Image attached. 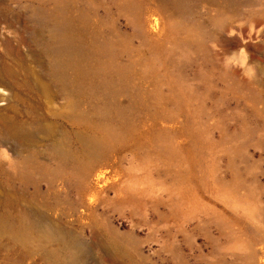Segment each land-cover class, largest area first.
I'll return each mask as SVG.
<instances>
[{
    "label": "rangeland",
    "instance_id": "rangeland-1",
    "mask_svg": "<svg viewBox=\"0 0 264 264\" xmlns=\"http://www.w3.org/2000/svg\"><path fill=\"white\" fill-rule=\"evenodd\" d=\"M74 252L264 264V0H0V264Z\"/></svg>",
    "mask_w": 264,
    "mask_h": 264
},
{
    "label": "bare ground",
    "instance_id": "bare-ground-1",
    "mask_svg": "<svg viewBox=\"0 0 264 264\" xmlns=\"http://www.w3.org/2000/svg\"><path fill=\"white\" fill-rule=\"evenodd\" d=\"M56 236V233L50 229L47 230H43L41 235L39 236V238H37L36 242L38 243H44L47 242L51 239H54V237ZM33 241V240H32ZM77 261H79V255L74 252L71 253L69 256V259L66 261V263L68 264H76Z\"/></svg>",
    "mask_w": 264,
    "mask_h": 264
}]
</instances>
